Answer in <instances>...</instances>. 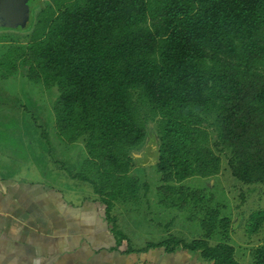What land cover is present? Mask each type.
<instances>
[{
  "label": "trees",
  "instance_id": "16d2710c",
  "mask_svg": "<svg viewBox=\"0 0 264 264\" xmlns=\"http://www.w3.org/2000/svg\"><path fill=\"white\" fill-rule=\"evenodd\" d=\"M31 3L38 12L17 28L30 30L29 40L2 54L0 76L22 65L29 81L57 87L56 134L66 143L81 141L86 153L82 168L67 172L89 184L109 219L116 202H137L147 189L131 174L146 119L155 122L157 192L167 207L195 199L198 191L182 181L221 171L217 151L227 153L230 173L242 184L264 185V0ZM248 221L249 233L259 231L264 208ZM215 222L216 211H209L202 237L168 234L136 250L180 248L211 264H242L233 245L210 243ZM249 264H264V245L250 250Z\"/></svg>",
  "mask_w": 264,
  "mask_h": 264
},
{
  "label": "rangeland",
  "instance_id": "374dc122",
  "mask_svg": "<svg viewBox=\"0 0 264 264\" xmlns=\"http://www.w3.org/2000/svg\"><path fill=\"white\" fill-rule=\"evenodd\" d=\"M48 2L40 0L42 4ZM38 10L37 6L33 8L34 16ZM29 36L30 30L0 29V57L9 47L25 44ZM26 73L27 68L20 65L15 74L7 78L0 76V152L8 147L12 153L17 165L13 171L10 166L8 169L15 175L26 174V178L35 179L34 170L38 168L40 173L57 172L68 179V170L82 168L86 155L84 145L81 141L66 143L58 138L52 110L58 96L57 87L46 89L40 83L29 81ZM146 128L147 132L157 134L155 122L146 119ZM208 128L212 141L215 135L211 127ZM217 152L222 159L218 174L192 176L181 182L189 190L198 191L195 199L181 209L160 203L157 190L161 180L154 164L134 166L131 174L140 183H146L147 189H141L135 209L130 203L115 204L113 213L121 219L119 224L138 242L157 240L164 233V237L171 234L191 240L204 235L200 222L207 218L209 211H216L217 227L211 233L210 243L228 242L234 246L237 260L249 264L250 250L264 245V223L257 232L247 231L249 214L264 208V185L242 184L230 173L227 153ZM194 201L199 202L195 205ZM224 219H228V223L222 228L220 223Z\"/></svg>",
  "mask_w": 264,
  "mask_h": 264
},
{
  "label": "crops",
  "instance_id": "0c3cea01",
  "mask_svg": "<svg viewBox=\"0 0 264 264\" xmlns=\"http://www.w3.org/2000/svg\"><path fill=\"white\" fill-rule=\"evenodd\" d=\"M15 165L6 147L0 152V264H211L198 252L180 248L137 251L165 233L138 242L119 224L113 207L111 219L122 233L117 235L88 183L29 166L37 177L26 178L12 173ZM129 203L136 208L137 202Z\"/></svg>",
  "mask_w": 264,
  "mask_h": 264
},
{
  "label": "water",
  "instance_id": "95a60500",
  "mask_svg": "<svg viewBox=\"0 0 264 264\" xmlns=\"http://www.w3.org/2000/svg\"><path fill=\"white\" fill-rule=\"evenodd\" d=\"M30 0H0V28H25L30 19ZM157 134L147 132L142 147L132 151L134 166L155 164L158 159Z\"/></svg>",
  "mask_w": 264,
  "mask_h": 264
},
{
  "label": "flooded vegetation",
  "instance_id": "af4514ba",
  "mask_svg": "<svg viewBox=\"0 0 264 264\" xmlns=\"http://www.w3.org/2000/svg\"><path fill=\"white\" fill-rule=\"evenodd\" d=\"M32 4H33V3H31V4L29 5L30 15H31V10H32ZM0 29H10V28H0Z\"/></svg>",
  "mask_w": 264,
  "mask_h": 264
}]
</instances>
